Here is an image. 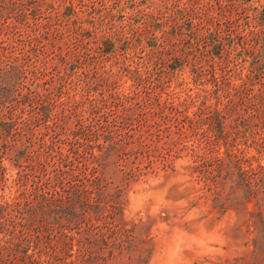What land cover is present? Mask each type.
Returning a JSON list of instances; mask_svg holds the SVG:
<instances>
[{
  "label": "rangeland",
  "instance_id": "rangeland-1",
  "mask_svg": "<svg viewBox=\"0 0 264 264\" xmlns=\"http://www.w3.org/2000/svg\"><path fill=\"white\" fill-rule=\"evenodd\" d=\"M2 21L0 57L30 51L35 66L58 63L47 123L74 104L85 118L110 93L164 107L146 143L112 154L119 210L103 225L91 219L102 226L91 247L81 245L87 224L72 226L66 261L264 264L252 202L221 179L264 165V56L251 37L264 32V0H33ZM1 162L0 202L11 201L16 168Z\"/></svg>",
  "mask_w": 264,
  "mask_h": 264
},
{
  "label": "trees",
  "instance_id": "trees-1",
  "mask_svg": "<svg viewBox=\"0 0 264 264\" xmlns=\"http://www.w3.org/2000/svg\"><path fill=\"white\" fill-rule=\"evenodd\" d=\"M32 1L0 0V26L3 19L21 17L25 3ZM251 37L264 56V32ZM30 61V51H8L0 57V182L5 170L1 160L6 158L16 168L13 182L18 186L11 201L0 202V264H52L51 258L76 264L75 259L65 260L77 239L69 230L87 224L81 245L91 247L102 230L91 219L101 220V225L113 220L119 205L109 189L112 154L127 155V145L146 143L147 130L164 107L110 93L102 96L100 105H91L85 118L75 113L74 104L70 115L61 112L47 123L60 93L55 91H61L52 85L61 79L59 66L51 59L39 66ZM59 62L65 63L64 56ZM236 169L235 179L227 169L222 182L231 183V193L239 190L235 198L252 202L249 217L264 236V165ZM41 254L48 257L41 260ZM75 257L77 263L86 261L80 251Z\"/></svg>",
  "mask_w": 264,
  "mask_h": 264
}]
</instances>
